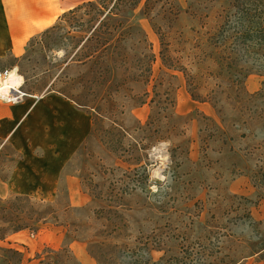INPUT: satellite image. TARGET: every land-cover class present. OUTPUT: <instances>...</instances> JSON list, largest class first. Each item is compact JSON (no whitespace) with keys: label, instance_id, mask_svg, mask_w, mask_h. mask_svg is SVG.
<instances>
[{"label":"rangeland","instance_id":"374dc122","mask_svg":"<svg viewBox=\"0 0 264 264\" xmlns=\"http://www.w3.org/2000/svg\"><path fill=\"white\" fill-rule=\"evenodd\" d=\"M232 1L142 0L107 18L88 7L61 18L68 10L21 54L2 51L0 74L21 77L23 98L58 92L92 116L54 204L0 202V234L62 233L58 249L21 250L24 264H81L74 239L93 264H264V48L233 29ZM102 19L112 35L95 32ZM68 174L90 196L83 207H68ZM16 249L0 244V264Z\"/></svg>","mask_w":264,"mask_h":264},{"label":"crops","instance_id":"0c3cea01","mask_svg":"<svg viewBox=\"0 0 264 264\" xmlns=\"http://www.w3.org/2000/svg\"><path fill=\"white\" fill-rule=\"evenodd\" d=\"M87 1L0 0V54L10 50L21 54L32 36L53 25L61 13ZM91 132V114L58 92L27 96L13 104L0 102V202L22 195L54 204L64 168ZM5 149L18 160L10 162ZM64 185L68 207H83L90 201L78 175H66ZM57 229L42 227L34 235L24 229L0 237V244L21 247L33 256L45 247L62 245ZM69 248L81 264H93L83 242L74 239Z\"/></svg>","mask_w":264,"mask_h":264},{"label":"trees","instance_id":"16d2710c","mask_svg":"<svg viewBox=\"0 0 264 264\" xmlns=\"http://www.w3.org/2000/svg\"><path fill=\"white\" fill-rule=\"evenodd\" d=\"M113 1V5L110 6L99 3V0L95 1H87L82 3L81 5L76 6L73 9H70L68 12L64 13L61 18H64L70 14H75L77 11H80L82 8H91L92 10L96 11L99 15V18L102 15H105L104 18H107L109 16H115L119 12L124 11L120 4H129V8L131 11H134L135 8L141 3L142 0H111L110 3ZM231 7L234 9V12L228 14V17L234 18L232 20L234 22V25L232 26L233 29H236L239 31L240 35L245 36L247 40H249L253 45L260 46L264 48V0H233L231 3ZM60 18V19H61ZM224 23L222 25H225ZM231 26V25H230ZM101 28H104L103 31H101ZM95 32L101 35H112V30L110 28L104 27V20H100L99 26L95 28ZM45 33V32H44ZM68 59V56L66 57ZM88 56H85L83 59H77L74 57L70 58V61L76 63V62H83L85 59H87ZM162 62L168 67L177 69V66H173L171 64H167V62L162 58ZM84 63V62H83ZM109 72L108 67H100V74ZM144 95L146 96L148 92L145 90ZM65 96V95H64ZM67 97V96H65ZM68 98V97H67ZM137 104L141 105L144 104L143 102L139 101ZM23 198H28V196H22ZM1 211H5V207L1 209ZM2 218V217H1ZM45 217L40 218L36 220V223L41 222L44 223ZM32 229L28 226H22V225H16L15 227H11L10 230H7L5 228L4 234H0V237H6L9 234L24 230V229ZM28 229V230H29ZM39 229V226L33 228L30 232L36 233ZM262 249H264V244L261 246ZM12 251V254L17 256L16 262L14 264H24L23 263V251L20 249L16 250H9ZM200 260V259H199ZM232 259L227 257V259L224 258H215L213 260L205 261L203 260L201 264H231Z\"/></svg>","mask_w":264,"mask_h":264},{"label":"bare ground","instance_id":"6f19581e","mask_svg":"<svg viewBox=\"0 0 264 264\" xmlns=\"http://www.w3.org/2000/svg\"><path fill=\"white\" fill-rule=\"evenodd\" d=\"M65 6L63 5V8ZM63 52V51H62ZM22 86L21 77L14 71H9L6 74H0V96L3 99L10 100L15 95H27L20 90Z\"/></svg>","mask_w":264,"mask_h":264},{"label":"built area","instance_id":"2783aa9c","mask_svg":"<svg viewBox=\"0 0 264 264\" xmlns=\"http://www.w3.org/2000/svg\"><path fill=\"white\" fill-rule=\"evenodd\" d=\"M1 97V96H0ZM2 98V97H1ZM23 98V96L22 95H15L12 99H10V100H6V101H8V102H19V101H21V99ZM37 98H40V97H38L37 96ZM32 235H34V233H31Z\"/></svg>","mask_w":264,"mask_h":264}]
</instances>
